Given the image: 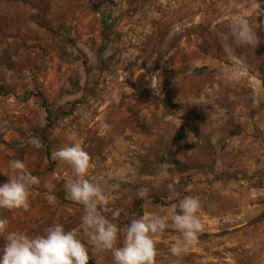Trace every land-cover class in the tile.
<instances>
[{"label":"rangeland","instance_id":"374dc122","mask_svg":"<svg viewBox=\"0 0 264 264\" xmlns=\"http://www.w3.org/2000/svg\"><path fill=\"white\" fill-rule=\"evenodd\" d=\"M251 3L0 0V183L17 159L40 180L28 209L0 208V247L10 231H81L83 207L62 190L72 171L51 156L74 140L109 198L103 214L120 210L117 246L132 219L194 196L216 223L180 256L166 228L155 264H264V14ZM248 13L258 43L239 46L228 17ZM83 240L88 264H112Z\"/></svg>","mask_w":264,"mask_h":264},{"label":"clouds","instance_id":"9594fccd","mask_svg":"<svg viewBox=\"0 0 264 264\" xmlns=\"http://www.w3.org/2000/svg\"><path fill=\"white\" fill-rule=\"evenodd\" d=\"M250 7L257 16L264 14L259 0H252ZM252 13L228 17L233 43L239 46L257 45L256 29L248 19ZM224 48L231 51V44L225 43ZM51 156L53 160L68 165L72 171L73 178L65 183L62 190L66 199L83 207L81 231L66 230L61 223L50 225L43 234L36 236L23 231H10L3 247H0V264H88L93 256H90L83 237H87L96 253L110 252L112 264H155L157 241L154 237L163 234L166 228L171 227L180 234L170 245V253L180 256L195 247L200 235L216 223L199 215L201 204L197 197L184 196L173 206L170 217L145 211L139 218L132 219L124 230L122 244L117 246L120 229L113 220L119 217L120 210L112 211V220L103 214L110 201L104 189L87 178L92 163L83 145L73 140L53 151ZM9 168L7 181L0 183V208L26 210L40 180L26 170L22 160L11 161ZM161 175L167 177V170ZM138 195L145 198L148 194L146 190H141ZM46 199L50 204L57 199L50 187ZM177 208L179 211H176ZM5 223L0 220V233L5 231ZM95 264H99L96 258Z\"/></svg>","mask_w":264,"mask_h":264},{"label":"crops","instance_id":"0c3cea01","mask_svg":"<svg viewBox=\"0 0 264 264\" xmlns=\"http://www.w3.org/2000/svg\"><path fill=\"white\" fill-rule=\"evenodd\" d=\"M27 9H28V8H27ZM24 11H28V10H25V5H24L23 3H21V5H20V12L23 14ZM63 12H64V10H61V11H60V13H63ZM24 30H25V28L22 29V31H24Z\"/></svg>","mask_w":264,"mask_h":264},{"label":"trees","instance_id":"16d2710c","mask_svg":"<svg viewBox=\"0 0 264 264\" xmlns=\"http://www.w3.org/2000/svg\"><path fill=\"white\" fill-rule=\"evenodd\" d=\"M42 103H43V105H45L44 101ZM45 111H46V114H47V119L49 120V118L51 116V113L48 110H45Z\"/></svg>","mask_w":264,"mask_h":264}]
</instances>
